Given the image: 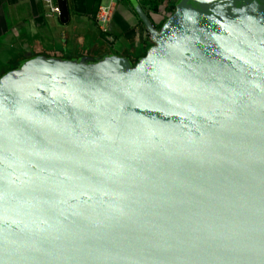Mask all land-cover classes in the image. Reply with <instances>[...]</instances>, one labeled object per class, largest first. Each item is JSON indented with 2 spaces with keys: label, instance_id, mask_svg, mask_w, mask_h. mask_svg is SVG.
I'll use <instances>...</instances> for the list:
<instances>
[{
  "label": "water",
  "instance_id": "1",
  "mask_svg": "<svg viewBox=\"0 0 264 264\" xmlns=\"http://www.w3.org/2000/svg\"><path fill=\"white\" fill-rule=\"evenodd\" d=\"M133 6L135 66L0 77V264H264V0H177L160 29Z\"/></svg>",
  "mask_w": 264,
  "mask_h": 264
},
{
  "label": "crops",
  "instance_id": "2",
  "mask_svg": "<svg viewBox=\"0 0 264 264\" xmlns=\"http://www.w3.org/2000/svg\"><path fill=\"white\" fill-rule=\"evenodd\" d=\"M66 2L69 22L63 24L45 0H0V77L32 56L118 55L137 63L153 43L133 4H139L158 26L172 15L177 0ZM52 4L58 6L57 0ZM103 15H108L106 21Z\"/></svg>",
  "mask_w": 264,
  "mask_h": 264
},
{
  "label": "built area",
  "instance_id": "3",
  "mask_svg": "<svg viewBox=\"0 0 264 264\" xmlns=\"http://www.w3.org/2000/svg\"><path fill=\"white\" fill-rule=\"evenodd\" d=\"M45 1H46V3L50 6L51 11H52L53 13H56V14H59V13H60V11H59V7H58L56 4H52V0H45ZM101 19H102L103 21H106V20L108 19V15H103V16H101Z\"/></svg>",
  "mask_w": 264,
  "mask_h": 264
},
{
  "label": "trees",
  "instance_id": "4",
  "mask_svg": "<svg viewBox=\"0 0 264 264\" xmlns=\"http://www.w3.org/2000/svg\"><path fill=\"white\" fill-rule=\"evenodd\" d=\"M174 10H175V6L173 7V12H174ZM162 25H163V23H162V24H160V25H158V26H156V28H157V29H160V28L162 27ZM133 65L135 66V65H136V63H134Z\"/></svg>",
  "mask_w": 264,
  "mask_h": 264
}]
</instances>
